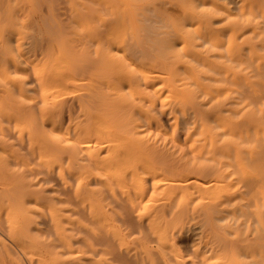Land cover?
Listing matches in <instances>:
<instances>
[{
    "label": "bare ground",
    "instance_id": "obj_1",
    "mask_svg": "<svg viewBox=\"0 0 264 264\" xmlns=\"http://www.w3.org/2000/svg\"><path fill=\"white\" fill-rule=\"evenodd\" d=\"M57 1L0 0V235L7 239L6 242L5 240L0 241V250L13 258L14 261L16 259L20 260L22 255L27 254L31 256L32 261L38 264H46L47 262L55 264H107V260L98 259L99 250L97 251L96 249L97 243L100 241L96 234L98 226H101L100 230L102 229V232L105 231H103V228L106 229L107 235L110 234L111 237H114V240H117L118 243L120 242V245L122 243L123 247L128 248L129 251L130 248L122 230L123 227L125 231L126 229L134 231L139 228L138 232L140 228H145L141 230L146 232L147 229L146 234L150 237L147 236L146 238L145 235L139 239L141 240L138 245L142 254L141 260H146L145 262L148 264H167L168 262H166L163 254V252L165 254L167 252L172 255L171 258H174L173 261L176 264H185L186 260L181 251V243L183 245L185 242H182L183 234H181V231L178 232L177 229L178 216L176 214V216L170 217L172 214L169 216L167 205L160 207L157 203H153L156 200L155 195L162 193L165 197L166 194L180 196L181 206L191 204L193 201L199 200V198L202 200L210 198L217 200L215 197L218 195L217 191L221 193L219 189L224 187L223 176L227 177L226 174L230 168L225 166L226 170L223 169L225 168L223 163L229 165L232 152L240 156L242 151L241 154L244 156L248 155V159L250 158L249 154H252L253 160V157L258 155L259 159L258 157L255 159L258 162L262 160L261 157L264 154V152H261L264 149L261 146L264 143V139H261L260 136L258 137L260 139L256 141L261 140L263 142L259 141L258 144L256 143V145L261 143V147H254L256 150H253L256 152L252 151V146L255 143L253 142L252 146L249 144L254 137L249 135V139H247L248 136L245 138L247 141L243 139L244 142L242 144H245L243 146L242 144L240 146L239 139H236L239 142L238 144L235 142L229 143V140L226 145L223 144L225 142L223 138L224 130L226 133V126L223 128V124L231 123L229 122L230 120H236L234 124H236L235 122L239 124L237 120H243L241 121L242 123L247 122L249 125L254 121L257 128L253 130V126L250 129V133L256 136L254 132L258 130L264 134V126H261L264 121V108L262 106V108L252 111L250 110L252 108L248 109L247 105L244 106L245 109L243 108V110H240L242 108L239 106L235 108L234 97H230L232 101L228 99L233 93V89V91L230 90L232 93L225 92L224 96L230 95L223 101L212 103V106L209 105L211 103L208 101V106L210 107L207 110L204 108L203 111L200 110L204 114L196 113L198 116L194 114V117H196L191 120L197 123L199 127H193L191 120L188 122V120L184 119L183 125L186 132L190 130L189 133H186L188 141L191 140L192 143V140H195L194 144L208 140V142H203L202 145L204 146L208 143L213 146L212 149L209 148L210 151H205L206 147H210V145L205 146L204 152H207L206 155L209 159L206 157L204 163H191L184 160V156L178 153L181 150L178 151L176 143H170L169 146L167 141L159 143L155 137V140L149 138V136L146 137L144 125L149 126V129L155 126L158 134L165 133V136L169 138L168 134L164 132L161 123L162 119H164L170 123L172 134L176 136L175 131L179 124L178 120H167L162 117L163 114L167 113L169 101L174 99V96L179 98V94H182V92H178L182 88H177L178 83L184 82L179 80L181 79L178 75L179 71H184L183 73L188 75L191 74L190 76L194 78L202 76L198 78L205 79L204 81L206 82L210 79V82H205L206 85L203 82L202 84L211 92L213 87L211 82L215 83V81L211 80L216 78L212 74V79L207 73L208 78L206 74H201L202 71L200 72L198 67L193 66L188 60L189 58L191 61H204V64L205 62L208 63V67L216 68V70H212L218 71L219 75H217L220 77L223 75L224 78H221L223 82L224 79L227 80L226 74L236 75L233 73L231 66L225 63L228 59L231 60L230 62L236 61L237 63L240 60L238 64L241 66V62L245 61V56L247 55L246 60L249 56L250 61L255 60L258 63L260 71L264 69V44L259 43L261 40L256 41L258 35L248 37L250 32L246 33L248 32L245 30L246 24L241 23L242 21L234 20L230 23V19H227L228 23L226 24L227 21H225L226 19L223 20L225 17L222 16L223 11H220L222 13L220 17L223 19H217L218 16L210 8L223 10L221 7L223 4H219L218 0H162L163 6L168 4H174L173 8L177 6L182 19L180 20L178 16V22L171 21V18L168 17L170 21L168 22L167 20L162 26L159 22L162 28L164 26L169 28L171 34L166 36L165 31H155V33H164L162 36H166V39L161 37L164 46L162 45L163 43L160 45L162 39L157 34L158 37L156 38H159L160 41H152L156 44L152 43L154 47L150 49L149 47L144 48L146 44L143 41L142 43L145 46L140 44L141 41L138 34L139 23H142L139 18L143 16L144 20L149 21L150 19L144 11L147 12L150 9H148V3L151 1L148 0V2L146 0L145 3H148L143 7V0H104V3L100 0H66L71 5L77 3L75 5L77 7L71 6L69 8H61L60 1ZM152 1L150 3L151 8L154 7L151 4L155 5L156 2L155 0ZM241 2L242 4L240 5L242 7L239 8L244 9L243 11L246 13L249 11V14L244 16L252 14L254 18L253 13H258L264 18V0H241ZM55 4H58L59 7H52ZM69 4L64 5L62 3L63 6H69ZM91 5L93 7L98 5L101 9H98V7L94 9ZM44 6L49 8H44ZM208 6L210 10L204 9L208 8ZM174 9L176 10V8ZM153 10L156 9L153 8ZM238 11L241 12V10ZM150 12L148 13L149 15ZM160 15L163 16V14ZM150 16L153 17L152 15ZM226 17L231 18L229 14ZM235 18L237 17L235 16ZM235 18L233 16V19ZM247 18L251 19L250 17ZM155 19L153 23H155ZM91 21L94 22V30H92ZM224 21L225 24H223ZM41 22L43 29H39V23ZM146 22L144 24L147 25L148 23ZM253 23L250 25L254 26ZM217 24L222 26L216 28L215 25ZM77 28L84 30L83 33L79 30L83 37L92 38L90 36L95 37V33L98 36H103L102 43H99V48L94 50L95 48L93 47V44L97 45L95 44L97 40L91 39L92 42L95 41L92 44L87 39V42L90 45L92 44L91 46L94 48L91 49L90 53L83 46L86 43H83V45L81 44L83 41L80 43V40L85 37L80 36L79 38L82 37L80 40L77 38L73 39L78 37L75 32ZM150 28L149 30L151 31L147 32V34L151 36V32L154 30L153 25ZM28 30H30L29 34H27ZM36 31L37 33H35ZM155 33L153 32V34ZM261 36L262 34L259 37ZM198 38L206 40L210 44L211 49L223 50L224 48L226 51L225 56L221 52V54L217 52L211 53L207 50V46L204 47L206 53L202 52L203 50H200V48L203 47L199 46L200 42L197 43ZM144 39L146 43L149 42L147 36ZM149 39L154 40L155 38L151 39L149 37ZM155 45L160 46L155 47ZM92 53L95 54L96 58H93L95 56L91 55ZM91 56L92 58H89ZM223 56L226 58L224 59L225 62L223 61ZM186 57L188 59L184 60ZM101 58L105 59V61ZM91 59L94 62H91ZM96 61L99 62L97 63ZM103 61L106 64L109 62V67H106L107 69L105 70H103V67L106 64L104 66ZM91 63H95L99 68H93L95 64L92 65ZM195 64H198V62H195ZM90 65H92V69H95V72L97 70V73L100 69V73H96L97 78L94 77V70H91ZM194 69H197L200 75L196 73L197 76H195L194 72L196 71ZM261 74H263L262 71ZM90 75L97 80L99 79L98 82L100 84L97 82V87L93 86L95 89H91L94 91L92 93L93 96L91 95L92 97L82 101V94L86 98V94H84V89L88 90L86 85L92 86V84H87L88 80L91 79ZM246 76H244V79L249 81L256 78L255 75H253L255 77H251L252 79ZM232 78L230 82H233ZM236 79L238 80V77ZM189 80L191 81V79ZM258 80L254 79L256 83L259 82ZM91 81L94 82V79H91ZM198 81L200 82V80ZM218 83L217 89L215 88L216 86L213 87L214 90H218ZM207 84L208 86L212 85L211 89L208 88ZM258 85L259 88L262 86L259 83ZM221 86L219 85L221 89L227 87L224 83ZM196 88L194 85L193 90L191 87V90L185 88L184 92L188 90L192 92ZM225 88L223 90L227 91ZM198 90L200 91V89ZM89 92H87V95ZM216 92L220 93L219 91ZM260 92H262V89L259 91V94H262ZM255 93L256 90L254 95ZM191 94L193 95L191 98L199 97L196 92ZM213 94L215 95V93ZM215 96L217 99L221 98L220 94ZM177 98L174 101L176 103L178 101V105L179 100L181 101L182 98L180 97L181 99L176 100ZM210 98L214 102L213 98L215 97L211 96ZM194 100L196 101V98ZM202 101V103L205 102L204 99ZM192 102L194 104V101ZM259 102H264V100L261 101L260 99ZM205 103L207 104V100ZM176 109L177 107L174 110L176 111ZM247 109L248 111H245ZM190 112L189 114L193 113ZM155 113H159L160 117L162 116V121L155 116ZM174 117L177 118V116ZM191 117L193 118V116ZM138 118L143 120H138ZM186 118L188 119V116ZM247 120L253 121L249 123ZM179 121L181 122V120ZM2 122L6 123V129L2 126ZM188 123L194 129H189ZM213 125L216 127H213ZM232 126L233 130L237 127L233 124ZM245 126H239L238 130H236L237 134L241 133L242 137L245 129H247V125ZM241 127L245 129L241 130ZM155 130L153 129V131ZM240 130L241 132L239 133L238 131ZM227 131H230V128ZM151 133L154 134L153 132ZM183 133L185 132L183 131ZM155 134L154 136H156ZM186 135L184 134L183 136L186 137ZM170 136L172 137L171 133ZM228 138L231 139L229 135ZM225 139L227 138L225 137ZM179 141L176 139L177 143ZM253 141H255V138ZM180 142L183 143L182 141ZM191 143L190 145L192 146L193 144ZM246 144L247 146L250 145V147L248 146L247 148ZM199 145L195 150L197 149L196 151H198V147H200L202 152L199 155H202L204 153L203 148ZM257 147L261 151H257ZM22 151H26L28 154L24 155ZM186 152L188 151L186 150ZM210 153L214 156L213 158L211 155V160L210 155H208ZM245 153L248 154L246 155ZM255 153L256 155H254ZM223 155L225 157L229 156L226 157V159L230 158L227 161L228 163L223 161ZM28 156L34 158L35 161L38 160L37 162L39 163L37 166L35 165L36 168L29 161ZM238 157H235V161H237ZM241 157L243 158L242 155ZM243 160L240 159L237 162L245 165L244 161L246 160ZM257 165L259 166V163ZM224 170L226 174L223 175ZM41 175H44V177L39 178ZM49 181L56 182L59 189L56 190L52 187L44 186L48 185L46 183ZM159 197L161 198V195ZM219 197L222 198L220 195ZM143 204L150 207L155 204L159 207H152L153 209L151 210L144 208L148 210L147 213H144V216H142L143 213H138L139 217H135L134 212L138 211L136 210L138 205L142 207ZM144 209L143 211H145ZM44 213L50 216V227L56 232L58 244L47 242L49 240L46 241L45 236L47 233L37 221L39 217L46 218ZM205 213L208 220L209 217L211 218L210 223L211 221L213 222L211 212L207 210ZM174 219H178V221L175 222ZM216 220L217 218L214 221L216 222ZM118 221L120 226L117 223ZM134 223H138L139 226L137 227ZM210 223H208L209 226L212 225ZM214 227L213 229L216 230ZM218 227L220 228V226ZM211 228L213 237L211 236L205 242V252L202 254L200 249L195 252L199 255L202 254L200 255L202 264H223V233L217 230L216 232ZM262 228L264 229V227ZM102 232L99 233L102 234ZM142 232H139V234L142 235ZM104 235H106V232ZM102 236L103 242L107 243V238L104 236V240ZM186 243L190 244V240L188 241L187 239ZM128 249H126V252ZM18 252L24 254L19 257L17 254L20 253ZM120 256L123 257V255ZM198 261L200 260L198 259Z\"/></svg>",
    "mask_w": 264,
    "mask_h": 264
},
{
    "label": "rangeland",
    "instance_id": "obj_2",
    "mask_svg": "<svg viewBox=\"0 0 264 264\" xmlns=\"http://www.w3.org/2000/svg\"><path fill=\"white\" fill-rule=\"evenodd\" d=\"M58 1H60V5H61V8H66V7H71V6H75L77 3H75V4H69L68 3V1L66 2V0H58ZM57 1V2H58ZM76 1H79V0H76ZM102 3H104V0H100ZM145 1L146 0H143L142 2H144L145 3ZM148 1V0H147ZM149 1H151V2H149ZM148 2H146L145 4L143 3V7L145 6V5H147V3L149 4V7H148V9L150 8L151 9V12H150V9L148 10L147 8V12H145L144 11V13H147L146 15L150 18L149 19V21L148 20H144L145 18L142 16V17H140L139 19L142 21V23H139V39H140V41H141V45H143V46H145L143 43H145L146 44V47H144L145 49L147 48V47H149V49L150 48H152V47H154V46H152V43L153 44H156V43H154V42H152V41H160L159 40V38H156V37H158L157 36V34L158 35H160V39H162L161 37H163V39L165 38L166 39V36H168L169 34H171V30L169 29V28H167V27H161L162 25H163V23L165 22L166 23V21L168 20V22L170 21L169 19L171 18V21H178L179 22V17H180V20L182 19L181 17V15L179 14V8L177 7V6H175L174 8H176V10L173 8V5L174 4H168L169 5V7H168V5H165V6H163V4L164 3H161L162 2V0H155L156 2H155V5L154 4H151V5H153L152 7L154 8V9H156V10H153V8H151V6H150V3H152L153 1L152 0H149ZM173 1V0H172ZM159 2H160V4H159ZM218 2H219V4H223L221 7L223 8V10L221 9H217L216 8V10H214V8H210L211 9V11L216 15V16H218L217 17V19L219 18V19H223L222 17H220V15H222V13L220 12V11H223V17H225L223 20H225V21H227L226 22V24L228 23V20L227 19H230L229 20V22L230 23H232L234 20H238V21H242L241 23H245L246 24V26H245V30L246 31H248V32H246V33H249L248 34V37H251V36H254V35H258L257 36V39H256V41H260L261 40V42H263L264 41V35H263V33H264V31H262V30H264V23H263V17H261L258 13H253L254 14V18H253V15H252V17H251V15H246V16H244L245 14H249L248 12L246 13V12H244L243 10L244 9H240L239 7H242V5H240V4H242V2H241V0H218ZM239 2H241V3H239ZM62 3L64 4V5H66V4H69V6L67 5V6H63L62 5ZM157 3V4H156ZM174 3V2H173ZM59 4V3H58ZM58 4H55L54 6H52V7H59V5ZM162 4V5H161ZM47 5H49L48 3H47ZM103 5V4H102ZM92 6V5H91ZM225 6H227V7H225ZM51 7V6H50ZM75 7H77V6H75ZM93 7V6H92ZM98 7V9H101L100 8V6H98V5H96V7H95V5H94V9H96ZM44 8H49V7H47V6H44ZM102 8H103V6H102ZM178 8V9H177ZM227 8V9H226ZM204 9H209V6H208V8H204ZM209 9V10H210ZM238 10H241V12H242V14H241V12H239ZM154 11V12H153ZM143 12V11H142ZM150 12V15H152L153 17H151L148 13ZM166 12V13H165ZM224 12H225V14H224ZM153 13V14H152ZM217 13V14H216ZM227 13V14H226ZM155 14H156V16H155ZM160 14H163V16L162 15H160ZM167 14V15H166ZM228 14H229V17H231V18H228V17H226V15L228 16ZM169 15V16H168ZM242 15V16H241ZM158 16V17H157ZM166 16H167V18H166ZM179 16V17H178ZM233 16H234V18H235V16L237 17V18H235V19H233ZM239 16V17H238ZM156 19H155V18ZM168 17H170V18H168ZM243 17V18H242ZM246 17V18H245ZM247 17H250L251 19H248ZM261 19H260V18ZM175 18V19H174ZM253 18V19H252ZM263 18V19H262ZM154 19H155V23H153L154 22ZM161 19V20H160ZM153 20V21H152ZM249 20V21H248ZM141 21H139V22H141ZM146 23H148L147 25L146 24H144L145 22ZM225 21L223 22V24H225ZM159 22H160V25H159ZM256 22V24H254V23ZM162 23V24H161ZM253 23V25L254 26H252V25H250V24H252ZM40 25V28L39 29H43V24H42V22L41 23H39ZM90 24H91V26L94 24V22L93 21H91L90 22ZM222 24V23H221ZM221 24H217V25H215V27L217 28V27H220V26H222ZM151 25H153V31L151 32L152 34H151V36L149 35V34H147V32H150L151 30H149V28H150V26ZM249 25V26H248ZM257 27H256V26ZM94 26L95 25H93L92 26V30H94ZM249 28H248V27ZM252 28H251V27ZM148 27V28H147ZM214 27V28H215ZM256 27V29L254 30V28ZM261 28V29H260ZM151 29V28H150ZM250 29V30H249ZM258 29V31H256ZM260 29V30H259ZM76 31V33L78 34V37H74L73 39H81L82 37H83V32H84V30L81 28H77V29H75ZM82 31V33H80V31ZM146 30V31H145ZM149 30V31H148ZM157 30H160V32L162 31V32H164V33H166L165 35L166 36H162V35H164V33H158V32H156L155 33V31H157ZM167 30H169L168 32H167ZM141 31H142V33H141ZM262 31V36L261 37H259L261 34H259V32H261ZM29 32H30V30H28L27 31V34H29ZM86 32V31H85ZM153 32L155 33V34H153ZM252 32V33H251ZM258 32V33H257ZM31 33H33V32H31ZM30 33V34H31ZM35 33H37V31L35 32ZM80 34V35H79ZM168 34V35H167ZM86 35V34H85ZM80 36H82L81 38H79ZM143 36H144V38H145V36H147V40L149 41L148 43H146V40L143 38ZM153 36V37H152ZM86 39H85V38ZM83 38L84 39H82V40H80V43L83 45V43H86L85 45H83V46H85L86 48L85 49H88V51L90 52L91 51V49H94V50H96V49H98L99 48V43L101 44L102 43V37L101 36H98L96 33H95V37L94 36H90V37H92V38H89L88 36H84ZM101 37V38H100ZM149 37L152 39V38H155L154 40L152 39V40H150L149 39ZM87 39H89V42L91 43L92 42V40L91 39H93V40H97L96 41V43H95V41L94 42H92V44L93 43H95V44H97V45H94L93 44V47L90 45V43H88L87 41ZM104 39V38H103ZM163 39H162V41L160 42V45L163 43ZM201 39V40H200ZM198 38L197 39V43H199L200 42V44H199V46L200 47H203V48H200V50H203L202 52H204V53H206L204 50H205V48L204 47H206L207 48V50H209L211 53H213V52H217V53H219V54H221V53H223L224 54V56H225V49L223 48V50H221V49H214V48H212L211 49V46H210V44L206 41V40H204V39H202V38ZM86 40V42H84ZM203 40V41H202ZM142 41H143V43H142ZM145 41V42H144ZM157 42V44H159ZM261 42H259L260 44H264V42L263 43H261ZM151 43V44H150ZM205 43V44H204ZM89 44V45H88ZM148 44H150V45H148ZM148 45V46H147ZM160 45H155V47L157 46V47H159ZM163 46H164V43L162 44ZM205 45V46H204ZM261 45V46H262ZM210 46V47H209ZM263 47H264V45H263ZM212 51H211V50ZM94 50H93V52H94ZM217 50V51H216ZM219 50V51H218ZM208 52V51H207ZM209 52V53H210ZM221 52V53H220ZM263 52H264V50H263ZM91 53V52H90ZM246 54V53H245ZM91 55H94L95 56V54H91ZM223 56V61L225 62V60L224 59H226L225 57ZM99 57V56H98ZM98 57H97V59H98ZM246 57H247V55L245 56V61H242L241 62V66L238 64V63H240V60H239V62L237 63L236 61H232V62H230L231 60H229L228 59V61L226 60V62L225 63H227L228 65H230L231 66V68L233 69V73L234 74H236V75H234L233 76V74L232 75H230V74H224L225 75V77L227 78V80L226 79H222L223 80V82L221 81V78H224L223 77V75H222V77H220V76H218L219 75V73H218V71L216 72V71H214V70H216V68H214V67H211V66H209L208 67V63H206L205 62V64H204V61H199V60H190V58L188 59V57H186V58H184V60H189L190 61V63L191 64H193V66L195 65L196 67H198V69L200 70V72H201V74H208L209 75V77L212 79V75L216 78L215 80H211V81H215V83L217 82V81H219V82H222V83H218V90H216L217 89V83L215 84H213L212 82H211V84L213 85V87L214 86H216L215 88V90L216 91H219L220 93H218V92H216L215 90H214V88L212 87V89H211V86L209 85L208 86V84H207V86H208V88H210L211 89V92H210V90L209 89H206L207 87L205 86L206 84H205V82L206 81H204L205 79H200L202 76H197V74L196 73H198L199 71L197 70V69H194L196 72H194V74H195V76H197V77H191L190 75H188V74H186V73H183L184 71H179L180 73L178 74L179 75V78H181V79H179L180 81H184V82H181V83H178V86H177V88H182V90L181 91H178V92H182V94H183V96H182V94L180 93L179 95H180V97L182 98H180L179 96V98H177L176 96H174L175 98H177L176 100H179V99H181V101L179 100V104L177 105V103H178V101H177V103H176V101H174L175 100V98L174 99H171V100H173V101H169V103H168V110H167V113H165V114H163V117L162 118H165V119H167V120H170V119H172V120H178V123L180 124H178L177 125V129H176V131H175V133H176V136H175V134H172V131H171V127H170V123L169 122H166V120H164V119H162L159 115L161 114L160 112V114L158 113V114H156L155 113V116L159 119V120H161L162 122V125H163V129H164V132H166V134H168L167 136H169V138L168 137H166L165 136V133H163V134H158V132L155 130L156 128H155V126L154 127H152V129H149L150 127L149 126H147L146 124L144 125L145 126V130H146V133H145V136L146 137H148L149 136V138H153V140H158L159 141V143H165L166 141H167V144L169 145L170 143H176V146L178 147V151L179 150H181V151H179L178 153L179 154H181L182 156H184L183 158H184V160H187V161H189V162H191V163H194V162H205V159H206V157L208 158V156L206 155V153L204 152V149H205V146H208V145H210V147L208 146V147H206V149H205V151H207V150H209V148H211L212 149V147L213 146H211V144H208L207 143V145H202V143L203 142H208V140L207 141H202V142H198V143H194L195 145H196V147H195V145L193 144V142H196L195 140H192V143H191V140L190 141H188V137H187V135H186V133H189L190 132V130L189 131H187L186 132V130H185V126L183 125L184 123H183V121H184V119L185 120H188V122L191 120V119H195V117L196 116H198L196 113H201V114H204L203 112H201V111H203L204 109L205 110H207L210 106H212V103H216V102H218V101H223L224 99H227V96H229V95H227V96H224L225 95V92H230V90L231 91H233V89H234V91L235 90H237V91H233V93L232 92H230V93H232L230 96H229V98L228 99H230V97L231 98H233L234 99V102H236L235 103V108H238L237 106H239L240 108H242V109H240V110H243V108H244V106H248V109H250V107L252 108V109H250L251 111L252 110H257V109H259V108H262V106H263V108H264V102H259V100L261 99V101H263L264 100V69H262L261 71H262V73L263 74H261V71L259 70L260 68H258V63H256V61L255 60H253V61H250V57L248 56V58H249V61H248V58H247V60H246ZM89 58H92V56L91 57H89ZM93 58H96V56L95 57H93ZM87 59H88V57H87ZM101 59H103V58H101ZM89 61H90V59H88ZM93 59H91V62H94V60L92 61ZM96 60V59H95ZM104 61H105V59H103ZM244 60V59H243ZM252 60V59H251ZM102 61V60H101ZM104 61H103V63H104ZM197 63L198 62V64H195V62ZM213 61V60H212ZM97 63L99 62V61H96ZM108 62V61H107ZM202 62V63H201ZM244 62H246V63H244ZM253 62H254V64H253ZM90 63V62H89ZM202 65H200V64ZM235 63V64H234ZM237 63V64H236ZM242 63H243V65H242ZM255 63H256V65H257V68L255 69ZM92 64V63H91ZM95 64V63H94ZM94 64H92V65H94ZM100 64V63H99ZM105 64H106V62L104 63V66H105ZM92 65H90L91 66V70H94L93 71V75H94V77H96L97 78V75H96V73H97V70H96V72H95V69H97V68H99L98 67V65H94V67L93 68H95V69H92ZM108 65V66H107ZM199 65V66H198ZM234 65V66H233ZM235 65H238V66H236L235 67ZM100 66V65H99ZM103 66V65H102ZM192 66V65H191ZM204 66V67H203ZM207 66V67H206ZM101 67V66H100ZM106 67H109V62L106 64V66L105 67H103V70H105V69H107ZM200 67H202L201 69H200ZM209 68V69H208ZM206 69V70H205ZM212 69H214V70H212ZM102 70V71H103ZM239 70H241V71H243V72H241V71H239ZM100 71V69L98 70V73H100L99 72ZM205 73H204V72ZM215 72L214 74H213V72ZM199 72V73H200ZM235 72H237V73H235ZM242 74H241V73ZM250 72V73H249ZM258 72H260V73H258ZM97 73V74H98ZM187 73H191V72H187ZM198 73V75H200ZM246 73V74H245ZM257 73V74H256ZM186 74V75H185ZM193 74V75H194ZM206 74V75H207ZM212 74V75H211ZM218 74V75H217ZM239 74V75H238ZM247 75L248 77H249V79L252 77H255L256 76V78H253V80H250L251 82H252V84H251V82L249 81V80H246V79H244L245 77V75ZM249 74V75H248ZM252 74V75H251ZM259 74V75H258ZM188 75V76H187ZM208 75L206 76L207 78H208ZM221 75V74H220ZM253 75H255V76H253ZM261 75V76H260ZM92 75H90V78L93 80L94 79V82L93 81H91V79H89L88 80V82H91V83H88L87 82V84H89V85H91L92 84V86H87L86 85V87L88 88V90L85 88L84 89V94H86V98H85V96H83V94H82V96H81V100L82 101H84L85 99H87V98H90V97H92L93 95H92V93L94 92V91H92L91 89L92 88H94L95 86L97 87V85L98 84H96L97 82H98V80L96 79V78H93V77H91ZM217 76V77H216ZM229 76H231V77H233L232 78V81L233 82H230V80H231V77L228 79V77ZM241 76H242V78H241ZM246 76V77H247ZM262 78H260V77ZM183 77V78H182ZM198 77H200V78H198ZM213 77V78H214ZM219 77H220V79H219ZM238 77V80H239V77H240V80L238 81L236 78ZM247 77V78H248ZM259 78V80H258V78ZM196 78H197V80H196ZM207 78H206V80H207ZM251 78V79H252ZM183 79V80H182ZM189 79H191V81L189 80ZM218 79V80H217ZM254 79H257L259 82H255L254 81ZM195 80V82H193V83H195V84H193L192 83V81H194ZM198 80H200V82L198 81ZM203 80V81H202ZM246 80V81H245ZM261 80V81H260ZM263 80V81H262ZM96 81V82H95ZM185 81H186V83H185ZM197 81H198V83H200V84H198L197 83ZM238 81V82H237ZM241 81V82H240ZM249 81V82H248ZM202 82H203V84H205V85H203L202 84ZM208 82H210V79H208ZM208 82H206V83H208ZM226 82H227V84H226ZM240 82V83H239ZM261 82H263V83H261ZM95 83V84H94ZM99 83V82H98ZM190 85H189V84ZM225 84V86H227L225 89H227V91H224L223 89H221V87L223 86H221V84ZM247 83H248V85H247ZM250 83V84H249ZM258 83L259 84H262V86H260V88H259V85H258ZM94 84V85H93ZM100 84V83H99ZM182 84V85H181ZM184 84H186V86H184ZM230 84V85H229ZM196 86L197 88H196V90H194V91H192V92H196V93H198V96L199 97H194V98H191V97H193V95L191 94L192 92H190V90L193 88V86ZM198 85V86H197ZM199 85H200V87H199ZM202 85V86H201ZM219 85L221 86L220 88H219ZM236 85V86H235ZM238 85V86H237ZM247 85V86H246ZM251 85V86H250ZM94 86V87H93ZM184 88H183V87ZM91 87V88H90ZM95 87V88H96ZM190 87H191V89H190ZM201 87H203V88H201ZM206 87V88H205ZM229 87V88H228ZM234 87H237V88H234ZM262 87V88H261ZM94 88V89H95ZM185 88H188V89H190V90H188V91H186V92H184V89ZM194 89H195V87H194ZM198 89H200V91L198 90ZM229 89V90H228ZM258 89V90H257ZM260 89H262V92H260V93H262V94H259V91H260ZM86 90H87V92L88 91H92L91 93H90V95H89V93H88V95H89V97H88V95H87V92H86ZM193 90V89H192ZM206 90V91H205ZM208 90H209V92H208ZM221 90H223V91H221ZM253 90H254V92H255V90H256V93H255V95H254V92H253ZM177 91H176V93H177ZM202 91V92H201ZM205 91V92H204ZM213 91V92H212ZM188 92V93H187ZM258 92V93H257ZM83 93V92H82ZM201 93V94H200ZM213 93H215V95H218V94H220V96H221V98H219V96H218V98L219 99H217V97L213 94ZM218 93V94H217ZM236 93V94H235ZM193 94H195V93H193ZM203 94H205V95H203ZM207 94V95H206ZM242 94V95H241ZM92 95V96H91ZM197 95V94H196ZM258 95H262V96H258ZM201 96V97H200ZM208 96H214L215 98H213L214 99V102H212V98H210V97H208ZM259 98H258V97ZM209 99H208V98ZM224 97V98H223ZM226 97V98H225ZM191 100H190V99ZM196 98V101L194 100ZM238 98V99H237ZM198 99V100H197ZM202 99H204V101L206 102V100H207V104L205 103H202L203 101H202ZM263 99V100H262ZM199 100H201V101H199ZM231 101H232V99H230ZM87 101V100H86ZM192 101H194V104H196V105H194L193 104V102ZM208 101H210V103L211 104H209V102ZM174 102V103H173ZM239 103V104H238ZM241 103V104H240ZM263 105H262V104ZM175 104V105H174ZM208 104L210 105V106H208ZM259 104V105H258ZM170 105H172V106H170ZM177 105V106H176ZM205 105H207L206 107H205ZM257 105V106H256ZM261 105V106H260ZM174 106V107H173ZM197 106V107H196ZM201 106V107H200ZM171 107V108H170ZM177 107V109H176V111L174 110L175 108ZM188 108V110H186ZM190 108V109H189ZM195 108V109H194ZM204 108V109H203ZM172 109V110H171ZM178 109H179V111H178ZM192 109V110H191ZM245 109V108H244ZM248 109L247 110H245V111H248ZM190 110H191V112H190ZM194 110V111H193ZM199 110V112H197ZM201 110V111H200ZM237 110H239V109H237ZM185 112V113H184ZM188 112V113H187ZM189 112L190 113H192V114H189ZM238 112H240V111H238ZM170 113V114H169ZM180 113V114H179ZM184 113V114H183ZM167 114V115H166ZM191 115V116H193V118L191 117V116H189V115ZM194 114H196V116L194 117ZM162 115V114H161ZM165 115V116H164ZM174 116H177V118H175ZM186 116H188V119L186 118ZM174 117V118H173ZM197 118H199V117H197ZM196 118V119H197ZM138 120H143V119H141V118H138ZM179 120H181V122L179 121ZM234 121H236V120H230L229 122H231V123H226V124H223V128H224V126H226L225 128H226V133H227V135H226V133H225V130H224V132H223V138H224V143L223 144H227V142H228V140H229V143L230 142H232V143H236V144H238L239 142H240V146H241V144L244 142V140L245 141H247V139H249V136H253L254 138H255V141H253L254 140V138H253V140L251 139V143L249 142V144H251V146H252V144H253V142L255 143V145L254 146H252L253 148H252V151H255L256 149L254 148L255 146H260V144L263 142V141H261V140H258V141H256L257 139H260V138H258L259 136L261 137V139L263 138L264 139V134H262V131L260 132V131H258V130H255V132H254V134H256V136L255 135H253V133L251 134L250 132V129L251 128H253V126H254V128H253V130L254 129H256L257 127L255 126L256 124H255V122L253 121V123H251V124H249V125H251L250 127H249V125H248V123L247 122H244V123H242L241 121H243V120H237V121H239V124L237 123V122H235L236 124H234ZM245 121V120H244ZM247 121H249V123H250V121L251 120H247ZM251 121V122H252ZM168 124H169V126H168ZM189 124V123H188ZM191 124L193 125V127H195L196 126V128L197 127H199L198 125H197V123H194L192 120H191ZM230 124V125H229ZM232 124L236 127L235 128V130H233L234 128H233V126H232ZM242 124H244V125H242ZM183 125V126H182ZM199 125H200V123H199ZM212 125V124H211ZM216 125V124H215ZM215 125H213V127H216ZM229 125V126H228ZM245 125H247V129H245V128H242L241 130H243V129H245V132H244V136L242 137V135H240L241 133V130L240 131H238L240 134H237V131L236 130H238V128H239V126H245ZM2 126L6 129V127H7V125H6V123H4V122H2ZM166 126V127H165ZM168 126V127H167ZM231 126H232V128H231ZM261 126H264V121L262 122V125ZM149 127V128H148ZM165 127V128H164ZM218 127V126H217ZM246 127V126H245ZM188 128L189 129H194V128H192L191 126H190V124H189V126H188ZM228 128H230V131H227L228 130ZM153 129L155 130V131H153ZM170 131V132H169ZM183 131L185 132V133H183ZM216 131H219V130H216ZM234 131H236V132H234ZM151 132H153L154 134L155 133H157V134H155L156 136H154V134H152ZM229 132V133H228ZM232 132H233V135H232ZM248 132H249V134H248ZM170 133H171V135H172V137H174V139H172L171 140V136H170ZM178 133H180V134H178ZM225 133V134H224ZM261 133V134H260ZM186 135V137L185 136H183V135ZM242 134H243V132H242ZM162 135V136H161ZM228 135L231 137V139H229L228 138ZM249 135V136H248ZM160 136V137H159ZM240 136V137H239ZM248 136V137H247ZM154 137H155V139H154ZM184 138V140H183V138ZM225 137L227 138V139H225ZM235 137V138H234ZM247 137V139H245ZM180 138H181V140H180ZM222 138V139H223ZM242 139V141H241V139ZM162 140V142H161V140ZM176 139H177V141H182L183 143H181L180 141L177 143L176 142ZM186 139V140H185ZM197 139V138H196ZM221 139V138H220ZM236 139H239V142L236 140ZM244 139V140H243ZM173 140H174V142H173ZM227 140V141H226ZM248 141H250V140H248ZM259 141H261V143L259 144V145H256V143L258 144L259 143ZM169 142V143H168ZM184 142H186L185 144H184ZM190 143L191 144H193L192 146L190 145ZM211 143V142H210ZM183 144V145H182ZM198 144H200L201 146H202V148H203V154H205V155H199V154H201V152H202V150H200V147H198V151L200 150V152H198V151H196L195 150V148H197V146H198ZM204 144H206V143H204ZM264 144V143H263ZM263 144H261V146L264 148V146H263ZM187 145V146H186ZM190 145V146H189ZM199 145V146H200ZM243 145H245V144H242V146ZM170 146V145H169ZM239 146V145H238ZM246 146H247V144H246ZM246 146H244V147H246ZM249 147H250V145H248ZM248 146H247V148H248ZM260 146V147H261ZM180 147V148H179ZM183 147V148H182ZM186 147H187V149H186ZM188 147H189V150H188ZM258 147H257V149H258ZM201 148V149H202ZM242 148V147H241ZM190 149H192L191 151H190ZM249 149H251V148H249ZM253 149H255V150H253ZM262 149V148H261ZM186 150L188 151V152H186ZM198 153H196V152ZM210 151V150H209ZM257 151H261V150H257ZM256 152V151H255ZM261 152H264V149L261 151ZM196 153V154H195ZM212 154H214L213 152H211ZM208 154V155H210V160H211V158L213 157L214 158V156L212 155V154ZM242 153V151L240 152V156H239V154L237 155V154H234L233 152L230 154V157H231V159L230 158H228V159H226V157H229V156H224L223 155V161L225 162H227L229 159V165H227L226 163V165L223 163V165H224V167L225 166H229L230 168L227 170L228 171V173L226 174L225 173V170H226V167L225 168H223V169H225L224 170V172H223V175L224 174H226L227 175V177H224L223 176V186L224 187H222V189L220 188L219 189V191L221 192V193H219L218 191H217V196H215L216 198H217V200L216 199H214V198H210V199H201V198H199V200L197 199L196 201H193L191 204H184V206L182 205L181 206V204H180V196H177V195H172V196H174V197H172L170 194L168 195V194H166V197H165V195H162V193H160V195H161V198L159 197L160 195H159V193H157L156 195H155V198H156V202L154 201L153 203H157L160 207L161 206H166L167 207V209H169L168 211H169V216H170V214H172L170 217H172V216H176V214H177V218L179 219V221H178V219L176 220V219H174L175 220V222H177L178 224H177V229H178V232L179 231H181V234H183L182 235V242L184 241L185 243L182 245V243H181V251L183 252V256L185 257V264H192L193 262H195V263H193V264H202V260H201V256L200 255H202L204 252H205V242L208 240V238L210 239V237L212 236L213 237V235H212V230H210V228H211V226L213 225V226H215L214 228L217 230V231H219V232H222L223 233V239H224V241H223V264H264V229L262 228V227H264V154H262V162L260 161V162H258L257 160H255V159H257L256 157H258V159H259V156L258 155H256V153L254 154V155H256V156H254L253 158H254V160L252 159V154H249V159H248V153H245L247 156H244L243 154H241ZM254 153V152H253ZM22 154H28V153H26V151H22ZM211 155H212V157H211ZM241 155L243 156V158L241 157ZM201 158H200V157ZM239 156V157H238ZM198 157V158H197ZM215 157H216V155H215ZM235 157H238L237 158V161L239 160L240 161V159L241 160H246V159H248V160H246V161H244V164L245 165H241L240 163H238L237 161H235ZM241 157V158H240ZM217 158H218V156H217ZM216 158V159H217ZM28 159H29V161L31 162V163H33V166L36 168V166L38 165V163L39 162H37L38 160H34V158H32L31 156H28ZM198 159V160H197ZM201 159H202V161H201ZM209 159V158H208ZM251 159V160H250ZM255 161V162H253V161ZM247 161H248V163H247ZM251 161V162H250ZM257 161V162H256ZM237 162V163H236ZM250 162V163H249ZM36 163V164H35ZM228 163V162H227ZM241 163H243L242 161H241ZM259 163V166L257 165ZM238 164V165H237ZM252 164V165H251ZM36 165V166H35ZM242 167H241V166ZM263 165V166H262ZM256 166V167H255ZM262 166V167H261ZM254 169H253V168ZM261 167V168H260ZM244 168V169H243ZM260 168V169H259ZM250 169V170H249ZM245 170V171H244ZM254 170H255V172H254ZM226 171V172H227ZM248 172H249V174H248ZM257 172V173H256ZM259 172V173H258ZM234 173V174H233ZM231 174H233V175H231ZM246 174V175H245ZM41 177H44V175H41V176H39V178H41ZM251 177V178H250ZM226 179V181H225V179ZM228 178V179H227ZM256 178V179H255ZM253 179V180H252ZM256 181V182H255ZM49 182H50V185H49ZM48 183H46V184H48V185H44V186H47V187H52V188H54V189H56V190H58L59 188H58V184L56 183V182H54V181H49ZM51 182H52V184H51ZM54 182V183H53ZM57 184V185H56ZM255 184V185H254ZM226 185V186H225ZM260 185H262V186H260ZM54 186V187H53ZM259 186V187H258ZM235 187V188H234ZM262 187V188H261ZM227 188V189H226ZM234 188V189H233ZM255 188H257L256 190H255ZM259 188V189H258ZM226 189V190H225ZM262 190V191H261ZM222 191H223V193H222ZM255 191V192H254ZM260 191V192H259ZM258 193V195H256ZM259 193H260V195H259ZM219 195L220 196H222V198L221 197H219ZM233 195V196H232ZM256 195V196H255ZM196 196V195H195ZM163 197V198H162ZM219 197V198H218ZM257 197V198H256ZM179 198V199H178ZM178 199V200H177ZM219 199V200H218ZM260 199V200H259ZM263 199V200H262ZM170 200V201H169ZM181 200H182V198H181ZM209 200V201H208ZM258 200V201H257ZM200 201V202H199ZM202 201H204V202H202ZM214 201V202H213ZM218 203H217V202ZM166 202H169V203H167L166 204ZM177 202V203H176ZM179 202V203H178ZM215 202H216V204H215ZM174 203V204H173ZM152 204V203H151ZM150 204V205H151ZM151 205V207L150 206H144V204H143V206L141 207V206H139L138 205V207H137V209L136 210H138V211H136V212H134V215H136L135 217H139V214L138 213H143V215L142 216H144L146 213H147V211L148 210H151V209H153V208H155V207H159V206H157V205ZM202 204V205H201ZM213 204V205H212ZM181 206L180 208H179V206ZM186 205V206H185ZM261 206V207H260ZM153 207V208H152ZM169 207V208H168ZM144 208H148V210H146V209H144ZM143 209L145 210V211H143ZM263 209V210H262ZM140 210V211H139ZM207 210H208V212H211V214H212V218H213V222L211 221V223H212V225L211 226H209V224L208 223H210V220H211V218L209 217V220H208V218H207V216H206V213L205 212H207ZM210 210H212V211H210ZM143 211V212H142ZM217 212V213H216ZM145 213V214H144ZM216 213V214H215ZM44 215L46 216V218H41V217H39L38 218V222L40 223V227L47 233V235L45 236V238H46V241L47 240H49V241H47V242H49V243H51V242H53V243H56V244H58V239H57V236H56V232L55 231H53V229L50 227V216H48V214H46V213H44ZM44 215H42V216H44ZM133 215V216H134ZM219 215V216H218ZM261 215V216H260ZM176 218V217H175ZM215 218H217V220H216V222L214 221L215 220ZM5 219V218H4ZM47 219H49V220H47ZM182 219V220H181ZM218 219H220V220H218ZM144 220V219H143ZM223 220V221H222ZM7 221V220H6ZM209 221V222H208ZM219 221V222H218ZM3 222H4V220H3ZM45 222H46V224H45ZM208 222V223H207ZM118 224H119V221L117 222ZM208 225H207V224ZM210 223V224H211ZM259 225H258V224ZM135 225H137V227L139 226L138 225V223H134ZM134 225V226H135ZM119 226H120V224H119ZM213 226H212V228L211 229H213ZM218 226H220V228L218 227ZM101 227V226H100ZM100 227L98 226V230H96L97 231V237L98 238H100V241H98L99 243H97V246H98V244H99V246L97 247L96 246V249H97V251H98V253H99V255H98V259L99 260H107L108 261V263L107 264H148L147 262H145L146 260H141L142 259V254H141V252H140V248L138 247V245H139V241H141V240H139L142 236H145L146 238H147V236H149V235H147L146 234V232H147V229H146V232H145V230H141V229H145V228H140V230H139V232H141V231H143L142 233V235H140L139 234V232H138V229L139 228H137V230L135 229L134 231L133 230H129L128 231V229H126V231H125V228L123 227V232L125 233V236H126V241H127V243H128V247L130 248V251H129V249L128 248H125V247H123L124 245L121 243V245L118 243V241L117 240H114V237H111L110 236V234H108L107 235V230L106 229H104L103 228V231L104 232H102L101 230H100ZM260 227H261V229H260ZM50 228V229H49ZM135 228H136V226H135ZM218 228V229H217ZM182 229V230H181ZM100 230V231H99ZM214 230V229H213ZM216 230H214V231H216ZM262 230V231H261ZM137 231V232H136ZM216 231V232H217ZM44 232V233H45ZM99 232H102V234H103V236H102V234L101 233H99ZM106 232V235H104V233ZM183 232V233H182ZM256 232H257V235H256ZM123 233V234H124ZM99 235V236H98ZM104 238V236H105V238H107V243H108V246H107V243H104L103 242V239L101 238V236ZM128 236V237H127ZM258 236V237H257ZM110 237V238H109ZM150 237V236H149ZM149 237H148V239H149ZM6 238H7V236H6ZM105 238H104V240H105ZM262 240H261V239ZM187 239H188V241L190 240V244L189 243H186L187 242ZM255 239V240H254ZM1 240H5V242L7 241V239H4V237L3 236H1L0 235V241ZM99 240V239H98ZM102 240V241H101ZM150 240V239H149ZM116 241H117V243H116ZM179 241H181V239H179ZM106 242V241H105ZM204 242V243H203ZM102 243V244H101ZM104 243V244H103ZM106 244V245H105ZM117 244H119L120 246H122V247H120L119 245L117 246ZM102 245V246H101ZM106 247H105V246ZM152 245H154V244H152ZM186 245V246H185ZM256 245V246H255ZM259 245H261V246H259ZM204 246V247H203ZM259 246V247H258ZM261 247V248H260ZM118 248V249H117ZM119 248H120V250H119ZM125 248V249H124ZM126 249H128L127 250V252H126ZM188 249V250H187ZM198 249H200V250H202L201 251V253L202 254H198L197 252H195L196 250H198ZM261 249H262V251H261ZM118 251L117 253H116V251ZM122 250V251H121ZM124 250V251H123ZM114 251V252H113ZM124 252V253H123ZM18 253H20V252H18ZM116 253V254H115ZM123 253V254H122ZM127 253V254H126ZM143 253V252H142ZM21 254H24V253H20V254H17V255H19V257L21 256ZM115 254V255H114ZM163 254L165 255V259H166V262H168L167 264H176V262L175 261H173L174 260V258H171L172 257V255L171 254H168L167 252H166V254H165V252H163ZM193 254H194V256H193ZM117 255V256H116ZM120 255H123V257L122 256H120ZM26 256V257H25ZM125 256V257H124ZM191 256H192V258H191ZM195 256H196V259H195ZM126 258H128V260H126ZM189 259V260H188ZM193 259V261H191ZM195 259V260H194ZM198 259L201 261H198ZM141 260V261H140ZM172 260V261H171ZM143 261V262H142ZM169 261H171L170 263H169ZM198 263H197V262ZM0 264H38V263H36V262H34V261H32L31 260V256L30 255H27V254H24V255H22L21 257H20V260H17L16 259V261H14L13 260V258H11V257H9L8 255H6V254H4V253H2L1 252V250H0ZM46 264H55V263H51V262H47ZM161 264H163V263H161Z\"/></svg>",
    "mask_w": 264,
    "mask_h": 264
}]
</instances>
